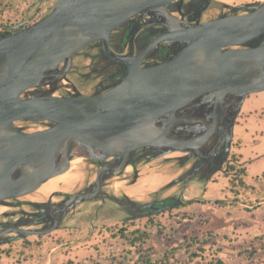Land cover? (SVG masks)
Listing matches in <instances>:
<instances>
[{
	"label": "water",
	"instance_id": "95a60500",
	"mask_svg": "<svg viewBox=\"0 0 264 264\" xmlns=\"http://www.w3.org/2000/svg\"><path fill=\"white\" fill-rule=\"evenodd\" d=\"M178 1L185 0H56L39 20L0 35V205L64 174L74 157L100 163L91 190L70 195L60 211L71 210L101 195L103 170L116 174L132 152L175 147L165 133L177 110L194 97L238 94L241 107L250 94L264 91V1L235 6L250 9L242 14L183 26L167 10ZM141 12H159L169 23V31L152 45L184 44L172 59L142 67L141 54L124 57L110 50L111 33ZM97 41L109 59L127 67L117 84L93 95L23 97L29 90L54 87L71 69L73 56ZM17 121L49 126L26 132ZM120 156L117 167L107 168L109 159ZM179 198L156 213L176 208ZM56 228L7 227L0 238L43 236Z\"/></svg>",
	"mask_w": 264,
	"mask_h": 264
},
{
	"label": "rangeland",
	"instance_id": "374dc122",
	"mask_svg": "<svg viewBox=\"0 0 264 264\" xmlns=\"http://www.w3.org/2000/svg\"><path fill=\"white\" fill-rule=\"evenodd\" d=\"M24 1L0 0V23L5 20L1 18L4 11H10ZM263 1L211 0L201 20L208 21L226 14L228 10L223 9L222 4L238 6ZM50 9L48 7L46 13ZM242 13L245 12L240 9L238 14ZM87 53L91 51L83 50L80 56L73 58L71 70L57 81L54 89L66 86L81 94L92 92L100 77L98 70L90 66ZM50 89L45 86L29 90L23 97L49 92ZM60 90L63 92L62 87ZM244 110L236 122L226 165L207 182L200 185L190 183L184 192L183 206L139 218H127L110 202L97 209L100 202L90 200L76 206L62 226L48 234L26 238L11 234L7 241L0 239V264H65L68 260L76 264L90 260L98 264H139L144 257L162 264H264V173H260L264 164L249 166L250 174L257 172L255 179L244 178L237 172L246 170L248 166L243 149L257 144L264 134V91L250 94ZM15 126L26 132H35L46 129L49 123L17 121ZM77 158L70 161L67 172L49 179L18 200H34L38 193L36 201L47 200L53 192L72 194L81 190L94 180L97 166L90 160L80 157L77 161ZM149 160L129 165V169L109 176L104 191L116 197L127 194L140 203L178 196L181 187L169 184L184 169L160 157ZM230 166L235 169L229 170ZM134 172L161 174L166 180L153 191L145 186L137 189L139 184L131 185L137 177ZM239 181L245 185L240 186ZM189 200L193 203L186 204ZM25 209L30 210L28 207ZM11 210L0 205V223L5 219L3 212ZM134 231L140 233L132 235ZM141 233L148 236L144 244L137 241ZM132 244L135 247H131Z\"/></svg>",
	"mask_w": 264,
	"mask_h": 264
},
{
	"label": "flooded vegetation",
	"instance_id": "af4514ba",
	"mask_svg": "<svg viewBox=\"0 0 264 264\" xmlns=\"http://www.w3.org/2000/svg\"><path fill=\"white\" fill-rule=\"evenodd\" d=\"M210 2L211 0L178 1L168 4L167 10L177 20L182 21L179 24L180 26H183V22L197 24L205 22L201 20V16ZM222 5H224L223 9L226 8L228 12L221 16L238 14L240 9L244 10V12L250 10L249 8L236 9L234 8L235 6ZM169 27L165 16L159 12L138 13L111 33L109 42L110 50L116 55L124 57H135L141 54L142 59L140 65L142 67L163 63L172 59L184 48L183 43H154L152 45L158 36L169 31ZM14 31L15 29L12 28L5 33L9 34ZM257 41H252L251 45L256 44ZM86 49L91 51V53H87L86 58L90 60V66L95 68L94 70H98L100 77L92 92L87 95L101 93L117 84L126 73L127 67L109 59L102 51L101 43L98 41L90 44ZM81 52L74 55L73 58L80 56ZM61 65L59 70L64 68L65 63ZM76 93L80 92H72V94ZM240 98L238 94H226L222 99H219L214 93L209 92L194 97L185 106L177 110L175 113L176 120L169 131L165 133V139L173 141L176 144L175 147L170 148L167 145H163L160 147V151L144 148L132 152L126 157L125 163H127V166H123L119 172L126 170L129 165L134 166L141 161L157 156L159 153L162 154L160 158H163L165 162H171L180 169H184L180 176L172 180L173 184L171 187L176 185L181 187L178 196H168L159 200L140 203L130 199L127 194L121 197L108 195L104 191V188L106 186L105 182L110 175H108L106 170H103L102 177L104 179L101 183V195H97L93 199L100 202L97 209L104 207L106 202H110L119 208L127 218H139L141 216L155 214L162 207L172 205L175 202L174 200L179 198V196L177 206L185 203L184 192L190 183L203 184L226 165L232 148L235 124L245 102L239 107ZM169 150L171 151L169 152ZM121 161V156L111 158L105 165L111 169L117 167ZM150 161L152 160L150 159L148 162ZM90 162L97 166L95 178L75 193L64 194V192H53L49 199L40 201H19L18 199L5 201L2 206H7L8 209L12 210L3 212L5 219L0 223V230L7 227L46 229L51 226H56V229L60 228L76 206L87 202L83 201L71 210L64 209L60 211L70 195L83 191L87 193L91 190V186L97 177L101 164L91 160ZM134 175L136 176L137 173ZM157 194L158 192L155 196ZM54 197L58 199L56 200ZM25 207L30 208V210H26ZM9 235L11 234L3 235L0 239L7 238L9 240L11 239Z\"/></svg>",
	"mask_w": 264,
	"mask_h": 264
},
{
	"label": "crops",
	"instance_id": "0c3cea01",
	"mask_svg": "<svg viewBox=\"0 0 264 264\" xmlns=\"http://www.w3.org/2000/svg\"><path fill=\"white\" fill-rule=\"evenodd\" d=\"M29 1L30 0H26L15 5L14 9L10 11H4L1 18L5 19L4 22L8 23L9 21L11 23H14V26L22 22H27V24H31L39 20L41 17L45 16L47 14V8H51L55 3L54 0H44L43 2H37L36 0H31L32 2ZM39 8H42V10H39ZM247 100L248 97L246 98L242 106L240 115L245 113L244 107ZM240 115L238 116L237 120L239 119ZM259 140L260 141L257 144L247 145L243 149L244 154L246 155L245 160L247 161L248 165L245 170L244 178H257V172L254 175L252 174L254 173V171L250 174L249 166H253L254 164H256L258 165L257 167H259L260 163L264 164V134L259 138ZM260 173H264V166L262 167V171ZM165 180L166 179L161 174L146 173L145 175H142V172H139L137 173V177L133 180L131 185L136 186L139 184L137 189H141L143 186H145L148 190L153 191L163 185ZM140 183L142 184V186Z\"/></svg>",
	"mask_w": 264,
	"mask_h": 264
},
{
	"label": "trees",
	"instance_id": "16d2710c",
	"mask_svg": "<svg viewBox=\"0 0 264 264\" xmlns=\"http://www.w3.org/2000/svg\"><path fill=\"white\" fill-rule=\"evenodd\" d=\"M54 88L52 87V89L49 91V92H52V90H53ZM235 169V167L234 166H230L229 167V170H234ZM238 172V174L240 175V176H244L245 175V170L244 169H241V170H239V171H237ZM238 175V176H239ZM239 185L240 186H244L245 184H244V182L243 181H239ZM191 203H193V201H191V200H189L188 202H186V204H191ZM184 204H181V205H179V206H183ZM137 233H140L139 231H134V232H132V235H134V234H137ZM121 236L124 238V237H126V235H124V234H121ZM148 238V236H147V234H145V233H141V236H140V238L137 240V241H140L141 242V244H144V242H145V240ZM135 244H132L131 245V247H135L134 246ZM125 259V258H124ZM120 263H122V262H120ZM138 263V262H137ZM65 264H76V263H74L72 260H68ZM78 264H98L97 262H95L94 260H90L88 263H78ZM134 264H136V262L134 263ZM139 264H162V262H154V261H152L151 259H149L148 257H144L140 262H139Z\"/></svg>",
	"mask_w": 264,
	"mask_h": 264
},
{
	"label": "built area",
	"instance_id": "2783aa9c",
	"mask_svg": "<svg viewBox=\"0 0 264 264\" xmlns=\"http://www.w3.org/2000/svg\"><path fill=\"white\" fill-rule=\"evenodd\" d=\"M12 28H14V23H11V22H8V23L3 22V23H0V35H5ZM47 87H49V86H47ZM61 87L63 89V92L60 93ZM51 89H52V87H51ZM72 92L73 91H71V89L69 87H66V86H57L55 89L52 90L51 95L52 96H55V97H58V96L70 95V94H72Z\"/></svg>",
	"mask_w": 264,
	"mask_h": 264
},
{
	"label": "bare ground",
	"instance_id": "6f19581e",
	"mask_svg": "<svg viewBox=\"0 0 264 264\" xmlns=\"http://www.w3.org/2000/svg\"><path fill=\"white\" fill-rule=\"evenodd\" d=\"M81 158L79 157V158H77V161H79ZM117 184V183H116ZM119 184H117V186H118ZM39 198V194H37L36 195V197L34 198V200H37Z\"/></svg>",
	"mask_w": 264,
	"mask_h": 264
}]
</instances>
